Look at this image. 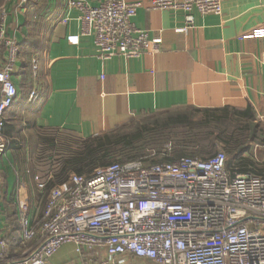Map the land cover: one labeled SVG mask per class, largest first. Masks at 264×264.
I'll list each match as a JSON object with an SVG mask.
<instances>
[{
	"label": "crops",
	"instance_id": "crops-1",
	"mask_svg": "<svg viewBox=\"0 0 264 264\" xmlns=\"http://www.w3.org/2000/svg\"><path fill=\"white\" fill-rule=\"evenodd\" d=\"M140 1L132 23L159 51L128 60L114 56L102 65L91 37L80 34L81 13L66 0H0L7 33L23 47L12 77L17 98L4 115L19 130L22 147L17 155L8 140L0 163V229L8 256L19 255L20 209L37 225L30 175L43 157V132L87 139L131 119L187 108H250L255 121H264V6L223 0L220 15L193 12L188 26L184 13ZM125 264L153 263L129 256Z\"/></svg>",
	"mask_w": 264,
	"mask_h": 264
},
{
	"label": "built area",
	"instance_id": "built-area-1",
	"mask_svg": "<svg viewBox=\"0 0 264 264\" xmlns=\"http://www.w3.org/2000/svg\"><path fill=\"white\" fill-rule=\"evenodd\" d=\"M96 2L66 5L81 13L80 34L91 37L102 65L114 56L128 60L159 51L132 23L140 0ZM222 2L151 0L150 8L182 12L190 26L193 12L220 15ZM0 19L1 163L8 148L4 115L17 98L18 44L7 33L4 12ZM35 99L31 92L29 101ZM226 159L219 152L207 160L181 157L149 166L135 160L98 168L90 177L70 175L48 191L39 225L20 209V255L8 256L0 229V264H49L64 245L95 264H125L129 256L153 264H264V178L227 171ZM33 180L45 189L39 177Z\"/></svg>",
	"mask_w": 264,
	"mask_h": 264
},
{
	"label": "trees",
	"instance_id": "trees-1",
	"mask_svg": "<svg viewBox=\"0 0 264 264\" xmlns=\"http://www.w3.org/2000/svg\"><path fill=\"white\" fill-rule=\"evenodd\" d=\"M22 48V46L18 47V56ZM170 114L162 120L166 121L162 126H156L152 130L137 129L131 133L108 132L87 139L67 135L69 139L59 140L58 134L60 133L43 132L40 136V146L45 147L42 150L44 153H50L49 156L44 157L42 152L43 157L41 158H45V161L48 162L46 163L47 175L50 176L49 180L45 179L44 181V190L49 191L54 186L66 183L70 175L90 177L98 168L113 163L139 160L146 155V151L151 153L158 149L163 141L171 136L165 131L173 127H181V132L173 136L180 140L179 151L174 147L172 157L150 163L143 161L145 165L172 163L181 157L207 160V158L199 156L205 151L212 152L215 144L222 143L228 147L230 154L236 152L230 159L226 157L225 168L227 171L236 169L239 173H251L264 178V167L249 157H242L249 151V146L245 147L249 140L262 143L256 135L255 125H252L255 117L250 108L243 111L230 108H187L180 114ZM225 123L227 126L223 128ZM8 125L7 121H4V134L10 141L9 148L18 155L22 147V139L19 137V130L15 129V125ZM157 154L160 153L157 152ZM17 241H19L18 253L20 255L22 248L20 240ZM13 244L15 245V240L12 241Z\"/></svg>",
	"mask_w": 264,
	"mask_h": 264
},
{
	"label": "rangeland",
	"instance_id": "rangeland-1",
	"mask_svg": "<svg viewBox=\"0 0 264 264\" xmlns=\"http://www.w3.org/2000/svg\"><path fill=\"white\" fill-rule=\"evenodd\" d=\"M181 111H178L177 113L175 112H171L167 113V114H159V115H151V116H143V117H139L136 119H131L130 121L125 122L124 124L115 127L113 130L109 131V132H133L134 130L137 129H148V130H152L154 127L156 126H162L166 123V121H162L165 118H167L170 115H176V114H180ZM250 124V123H249ZM223 128H225L227 126V124H223ZM252 125H255V132L257 137L260 139V141H262L261 144L257 143V142H253V141H248L246 146H249V151L244 153L242 157L244 158H251L255 163H258L260 166L264 167V121H254L252 122ZM181 132V127H173L170 130H166L165 133H168L169 135H171L166 141H163L162 145L154 150L153 152H145V156H142L141 158H139L140 161H145V163H150L153 162L155 160H163V159H168L170 157H172V152L175 149L174 147H176V150L179 151V141L176 138H174L173 136L176 135L177 133ZM108 133V132H106ZM31 134V135H30ZM103 134V133H102ZM67 135L69 134H58V139L62 140V139H69L67 138ZM75 137V136H74ZM26 138H29L32 140V143L36 140V138L34 139L32 133H28L26 134ZM77 138V137H75ZM65 146V145H64ZM45 147H43L44 149ZM157 152H159L160 154L158 155ZM223 153L226 157H228V159H230L232 156H234V154H230L228 151V147L224 146V144L222 143H217L214 145V147L212 148V152H204L202 155H200L199 157L202 158H210L213 155H215L216 153ZM177 153V152H176ZM50 153L46 152L44 154V157L49 156ZM45 158L41 159L40 161H35L32 165V168L34 170V172L32 173L33 178L35 176L39 177L43 182L45 181V179L47 180V178L49 177V175H47L48 173V167L46 165V163L48 162H44ZM144 163V162H143ZM47 177V178H46ZM34 182V180H33ZM67 183V182H66ZM64 183V184H66ZM35 184V183H34ZM63 185V184H60ZM35 194L33 195V199L31 200V202L33 201V204L31 205L34 206L33 208L34 210V214H35V218L36 219V224L38 225V223L41 222L42 219V212L44 210L45 207V203H46V199L48 196V191L43 190H38L35 184ZM91 258V257H90ZM89 257H82L80 258L79 255H77L74 252V249L71 245H64L61 247V249L57 252L56 256H55V263L54 264H95V259L94 257H92V262L90 261Z\"/></svg>",
	"mask_w": 264,
	"mask_h": 264
}]
</instances>
